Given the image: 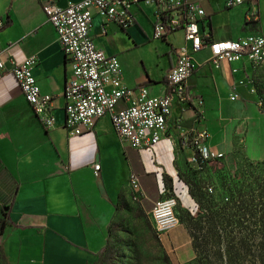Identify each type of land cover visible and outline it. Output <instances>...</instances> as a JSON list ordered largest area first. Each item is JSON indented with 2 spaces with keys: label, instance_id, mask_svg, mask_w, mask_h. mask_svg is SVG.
Wrapping results in <instances>:
<instances>
[{
  "label": "crops",
  "instance_id": "obj_1",
  "mask_svg": "<svg viewBox=\"0 0 264 264\" xmlns=\"http://www.w3.org/2000/svg\"><path fill=\"white\" fill-rule=\"evenodd\" d=\"M77 1L56 0L59 6ZM192 1L205 10L200 29L210 41L251 32L264 35V0H240L234 5H228L229 0ZM44 2L0 0V47L16 61L36 56L32 71L41 92L52 96L54 116L53 127L44 129L13 75L0 73V213L4 214L0 244L8 264H91L106 244L118 195L129 188L132 170L139 176L147 201L154 202L171 188L186 209H196L188 187L178 178V156L190 160L193 154L185 136L195 126L206 128L208 145L221 151L216 143L220 144L224 128L234 130V124L226 122L230 119L224 112L227 102L238 100L243 116L250 120L253 115L249 98L256 94L249 75L257 63L252 67L246 60L221 61L215 66L209 61V47L195 52V70L187 85L191 95L202 101L203 119L195 123L194 104L174 101L160 141L152 150L132 149L121 144L108 115L100 117L91 130L64 125L63 89L71 65L42 11ZM128 10L131 23L124 26L94 14L91 36L98 47L118 57L124 85L145 82L151 94L167 93L166 73L176 50L185 44L183 33L154 39L151 4L138 1ZM247 11L255 13L256 21L246 23ZM262 130L260 137L264 121ZM250 155L263 159L264 146ZM160 238L165 246L177 249L176 262L194 257L182 224Z\"/></svg>",
  "mask_w": 264,
  "mask_h": 264
},
{
  "label": "built area",
  "instance_id": "obj_2",
  "mask_svg": "<svg viewBox=\"0 0 264 264\" xmlns=\"http://www.w3.org/2000/svg\"><path fill=\"white\" fill-rule=\"evenodd\" d=\"M138 1H145L153 7L154 39L163 40L178 31L183 33L185 44L176 50L174 63L166 73L170 89L164 94H151L145 82L135 87L124 85L118 57L98 47L91 36L94 14L120 26L128 25L131 23L128 7ZM239 2L229 0L228 5ZM41 8L71 65V73L63 89L64 125L91 130L100 117L108 115L121 144L136 150H152L160 141L174 101L184 105L194 104L195 123L203 119V111L200 110L202 101L191 95L187 85L195 70L192 57L195 52L209 47V61L215 66L221 61L246 60L254 67L264 56V35L260 33L210 41L208 34L200 29L205 10L199 2L192 0H80L66 6H59L56 0H45ZM245 21L248 24L256 21L255 13L247 11ZM36 62L34 55L16 61L0 47V73L13 75L42 127L48 130L54 124L52 96L41 92L32 71ZM234 98L235 95H232L231 99ZM209 136L206 128H191L185 136L193 153L189 161L196 163L198 158L202 164L224 157L222 151L208 145ZM94 170L98 175V164L94 165ZM128 186L131 195L137 199L144 197L139 178L132 172L128 177ZM176 205L174 196L154 202L150 214L159 236L179 225Z\"/></svg>",
  "mask_w": 264,
  "mask_h": 264
},
{
  "label": "rangeland",
  "instance_id": "obj_3",
  "mask_svg": "<svg viewBox=\"0 0 264 264\" xmlns=\"http://www.w3.org/2000/svg\"><path fill=\"white\" fill-rule=\"evenodd\" d=\"M261 21L263 25V17ZM249 81L256 94V96L249 98V100H251L249 108H251L253 114L249 117L250 120L248 117L243 116L240 101L230 100L224 107L225 114L230 118L227 119L226 122L228 124H234L233 131L227 132L228 128H224L226 132L218 139L220 144L215 142L216 145H218L217 147L224 153V157L220 160L202 163L203 168L200 169V166L194 163V161L188 160L191 165H187L185 163V158L183 160L182 155L178 156L177 165L184 176L187 177L193 173L191 176H196V178L193 179L196 181L200 180V184L203 185L209 193H215L217 191L219 174L230 175L231 178L234 179L241 177L242 173L237 167L238 161H242L244 158L253 162L264 160V158H254L250 155L257 154L258 149L264 146V143L259 145L264 142V135H261V137L259 136V133L263 131L264 121V58L258 61L254 70L250 73ZM248 124L249 132H251L252 136L250 139H247ZM226 143H228L227 148ZM246 144L249 146V154L246 151ZM222 147L226 149L224 150ZM164 185L169 188L170 182L165 179ZM209 188H211V190H209ZM122 192L124 194L125 207L121 209L118 215L114 216L110 222L111 233L107 235L109 252L106 254L105 259L98 264H164L163 259L165 256L168 257L172 264H194L195 252L192 259L181 263L176 262L177 249H170L168 246H165L168 244L161 240L153 225L150 210L155 201L174 196L177 201L175 207L177 217L179 216L178 205L181 208H185L173 190L171 188L167 189L166 192L154 202L147 201L144 197L137 199L135 196L131 195L127 187ZM196 209L192 211L194 215ZM3 218L4 214L0 213V222ZM190 247L192 248L191 243ZM210 249L212 252L215 251L213 247ZM224 249L225 248L222 247V250ZM238 253L235 261L236 264H260V251L256 241L253 245L248 246L245 252L244 250H238ZM0 264H8L2 251L1 244Z\"/></svg>",
  "mask_w": 264,
  "mask_h": 264
},
{
  "label": "trees",
  "instance_id": "obj_4",
  "mask_svg": "<svg viewBox=\"0 0 264 264\" xmlns=\"http://www.w3.org/2000/svg\"><path fill=\"white\" fill-rule=\"evenodd\" d=\"M196 160L202 169L203 164L198 158ZM185 163L191 165L186 159ZM237 167L242 173L240 178L219 174L217 191L209 193L200 180L193 179L196 178L191 176L193 173L185 177L177 165L178 178L188 187L197 208L194 215L178 205L179 221L186 228L195 252L194 264H236L238 250L245 252L255 241L260 251V264H264V160L253 162L244 158L237 162ZM132 173L138 176L133 170ZM124 207L125 199L121 191L114 216ZM3 226L2 220L0 233ZM110 233L111 224L108 235ZM212 247L215 249L213 252ZM222 247L225 249L222 250ZM108 252L106 241L93 264L103 261ZM163 262L172 264L166 256Z\"/></svg>",
  "mask_w": 264,
  "mask_h": 264
},
{
  "label": "bare ground",
  "instance_id": "obj_5",
  "mask_svg": "<svg viewBox=\"0 0 264 264\" xmlns=\"http://www.w3.org/2000/svg\"><path fill=\"white\" fill-rule=\"evenodd\" d=\"M262 58H264V56H263ZM262 58H261V59H262ZM261 59H260V60H261ZM258 61H259V60H258ZM257 63H258V62H257ZM133 196H134V195H133Z\"/></svg>",
  "mask_w": 264,
  "mask_h": 264
}]
</instances>
